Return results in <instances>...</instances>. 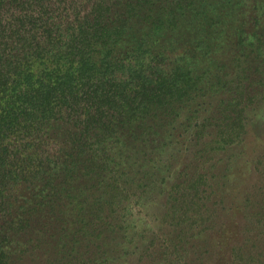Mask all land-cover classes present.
Listing matches in <instances>:
<instances>
[{
	"label": "rangeland",
	"instance_id": "1",
	"mask_svg": "<svg viewBox=\"0 0 264 264\" xmlns=\"http://www.w3.org/2000/svg\"><path fill=\"white\" fill-rule=\"evenodd\" d=\"M143 12L153 18L136 28L145 64L192 71L200 91L177 118L139 115L107 155L89 152L90 177L63 186L72 197L40 219L63 223L16 237L9 264H264V0H165ZM239 114L240 141L208 151L216 120Z\"/></svg>",
	"mask_w": 264,
	"mask_h": 264
},
{
	"label": "trees",
	"instance_id": "2",
	"mask_svg": "<svg viewBox=\"0 0 264 264\" xmlns=\"http://www.w3.org/2000/svg\"><path fill=\"white\" fill-rule=\"evenodd\" d=\"M155 1L0 0V264L16 237L63 223L40 219L72 197L63 186L90 177L89 152H103L139 115L177 118V104L200 91L192 71L167 76L156 57L145 64L151 49L136 28L153 20L145 8L165 0ZM216 122L208 151L240 141L242 114Z\"/></svg>",
	"mask_w": 264,
	"mask_h": 264
}]
</instances>
